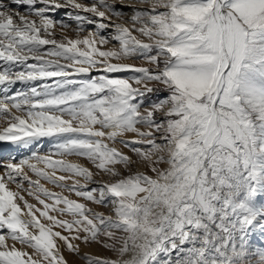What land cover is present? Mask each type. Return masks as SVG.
I'll list each match as a JSON object with an SVG mask.
<instances>
[{"label": "snow or ice", "instance_id": "snow-or-ice-1", "mask_svg": "<svg viewBox=\"0 0 264 264\" xmlns=\"http://www.w3.org/2000/svg\"><path fill=\"white\" fill-rule=\"evenodd\" d=\"M0 145V264H264V0H0Z\"/></svg>", "mask_w": 264, "mask_h": 264}, {"label": "bare ground", "instance_id": "bare-ground-1", "mask_svg": "<svg viewBox=\"0 0 264 264\" xmlns=\"http://www.w3.org/2000/svg\"><path fill=\"white\" fill-rule=\"evenodd\" d=\"M58 15H60V14H58ZM0 148L3 149V153H8V154H10V153L13 152V154H16V150H15L14 148H11V147L8 146V145H0ZM3 153H0V158L3 157Z\"/></svg>", "mask_w": 264, "mask_h": 264}, {"label": "rangeland", "instance_id": "rangeland-1", "mask_svg": "<svg viewBox=\"0 0 264 264\" xmlns=\"http://www.w3.org/2000/svg\"><path fill=\"white\" fill-rule=\"evenodd\" d=\"M10 154H13V152L10 153ZM2 158H4V156H3ZM95 251H100V250L97 249V250H95ZM101 254H102V255H111L110 253H103V252H102ZM70 259H74V258H70Z\"/></svg>", "mask_w": 264, "mask_h": 264}]
</instances>
